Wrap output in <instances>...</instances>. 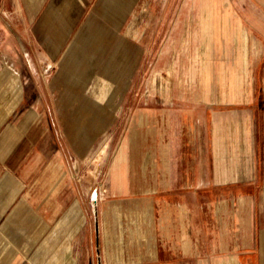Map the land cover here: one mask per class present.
<instances>
[{"label": "crops", "instance_id": "0c3cea01", "mask_svg": "<svg viewBox=\"0 0 264 264\" xmlns=\"http://www.w3.org/2000/svg\"><path fill=\"white\" fill-rule=\"evenodd\" d=\"M4 9L15 33L0 35V264H88L97 247L98 264H264V0ZM154 47L176 93L158 116V158L143 164V191L117 167L112 197L142 205L111 223L101 212L94 230L70 172L106 119L88 85L123 90Z\"/></svg>", "mask_w": 264, "mask_h": 264}, {"label": "rangeland", "instance_id": "374dc122", "mask_svg": "<svg viewBox=\"0 0 264 264\" xmlns=\"http://www.w3.org/2000/svg\"><path fill=\"white\" fill-rule=\"evenodd\" d=\"M0 16L5 19L0 35L1 32L15 33L8 10H1ZM156 51L157 47L153 51L154 55L136 57V67L130 84L123 90H117L116 83L101 76L94 78L88 85L87 93L96 96L101 102L99 107L106 119L98 131L96 142L80 165L72 153L70 172L82 192L87 194L88 223L94 230L101 223V212L105 214L104 223H111L110 211L127 210L134 205H142V202L133 204L130 201L114 200L112 196L123 186L117 183V167L120 168V178L123 173L124 181L129 176L130 180L136 182L132 186L135 190L143 191L148 187L142 183V167L144 162L148 165L150 161L158 158L159 113L164 112V108L175 106L170 105L171 98L176 96L175 90L171 88L172 73L166 67L160 66V57ZM94 107L90 103L83 104L80 112L86 115ZM185 138L190 139L189 136ZM181 140L184 138L181 137ZM121 180L122 178L119 179ZM96 192L97 200H93ZM113 215V224L126 222L125 216L121 218L116 217L117 213ZM98 259L101 260L98 247L97 250L94 249V254L87 251L88 264H98Z\"/></svg>", "mask_w": 264, "mask_h": 264}]
</instances>
